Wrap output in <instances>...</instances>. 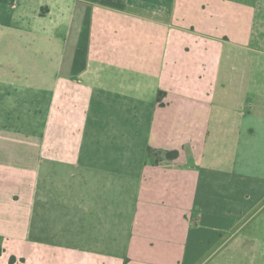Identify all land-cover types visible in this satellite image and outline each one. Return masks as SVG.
Returning a JSON list of instances; mask_svg holds the SVG:
<instances>
[{"label": "crops", "instance_id": "crops-1", "mask_svg": "<svg viewBox=\"0 0 264 264\" xmlns=\"http://www.w3.org/2000/svg\"><path fill=\"white\" fill-rule=\"evenodd\" d=\"M250 6L0 0L3 253L264 264V44L241 30Z\"/></svg>", "mask_w": 264, "mask_h": 264}, {"label": "rangeland", "instance_id": "rangeland-1", "mask_svg": "<svg viewBox=\"0 0 264 264\" xmlns=\"http://www.w3.org/2000/svg\"><path fill=\"white\" fill-rule=\"evenodd\" d=\"M244 5H251L250 8L256 12V20L253 25L244 24L241 25L243 33H251L264 44V0H241ZM225 30L232 33L233 27L231 25H225ZM11 252L7 249L0 258V264H8Z\"/></svg>", "mask_w": 264, "mask_h": 264}, {"label": "trees", "instance_id": "trees-1", "mask_svg": "<svg viewBox=\"0 0 264 264\" xmlns=\"http://www.w3.org/2000/svg\"><path fill=\"white\" fill-rule=\"evenodd\" d=\"M175 155H177V153H170L169 154L170 157H174ZM2 253H3V250H2V248H0V256L2 255ZM17 261H18V259L15 256H12L10 258V264H16ZM20 261L22 262L23 259H21Z\"/></svg>", "mask_w": 264, "mask_h": 264}]
</instances>
